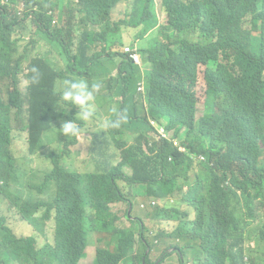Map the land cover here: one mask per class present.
Instances as JSON below:
<instances>
[{
  "label": "clouds",
  "instance_id": "1",
  "mask_svg": "<svg viewBox=\"0 0 264 264\" xmlns=\"http://www.w3.org/2000/svg\"><path fill=\"white\" fill-rule=\"evenodd\" d=\"M16 8L22 14L25 1ZM263 46L264 0H29V67L47 81L34 91L29 74V236L0 218L29 237V264H264V221L227 245L224 225L204 213L211 197L234 217L229 229L243 228L259 204L252 172L264 168V102L248 87L264 84V54L246 65L243 53ZM190 123L207 132L201 152ZM94 133L111 142L101 153ZM132 158L144 160L146 178ZM119 169L143 180L102 200L117 217L106 224L95 207L99 181ZM68 206L84 214L86 234L59 254L49 248L57 234L79 239L57 225Z\"/></svg>",
  "mask_w": 264,
  "mask_h": 264
},
{
  "label": "trees",
  "instance_id": "2",
  "mask_svg": "<svg viewBox=\"0 0 264 264\" xmlns=\"http://www.w3.org/2000/svg\"><path fill=\"white\" fill-rule=\"evenodd\" d=\"M19 1H25L26 5L22 14L16 8ZM242 45L247 47L248 39L246 42H242ZM259 50L261 51L260 54H255L253 51L243 53L246 65L253 62L258 65L256 60L264 54V46L259 47ZM31 65L32 67H29V0H9L8 4H3V1L0 0V196L6 202L7 196H15L14 204L7 202L8 208L11 209L14 205L28 222L29 196L26 193L29 191V168L24 163L29 160L24 158L23 165H20L18 163L20 161L19 158H16L17 156L15 157L14 155L13 146L15 141L21 137L24 130H28L29 132V74H31L32 79L34 76L36 77L34 91H40L47 83L44 73L42 74L44 69L36 71L34 67L40 66L35 63ZM41 75H43V79L37 83V79ZM22 86H25V89ZM248 88L250 96L261 99L264 102V84L252 85ZM158 110L153 112L154 116L160 117L165 115L162 110ZM35 120L41 125H48V123L50 125L51 123L47 116L45 118L37 116ZM170 124L173 125L171 120ZM189 133L194 135L193 143L196 151L193 153L201 152L202 135L207 134L206 130L200 131L197 126L190 123ZM92 140H94L93 153H101L107 143L111 145V142L100 133L92 134ZM27 143L21 150V156L23 157H29V135L27 136ZM36 147V141H32V149L34 150ZM217 147L215 146L214 149ZM132 161V166L135 170L142 173L144 178H146L147 169L144 167V160L132 158ZM191 166L192 161L184 160L182 169L188 171L191 169ZM263 171L264 168L261 164L259 168H255L252 172L257 177L259 176L258 180L254 182V196L259 199V204L255 210L252 208L249 210V220L246 221L243 228L229 229L228 227H231L234 217L231 218L226 203L217 201L211 197L205 198L204 213L212 216L217 222V226L224 225L220 227L221 238L223 242L226 240L227 245H230L234 237L240 236L253 224L264 221ZM61 178H63V175ZM142 180L143 177L139 173L130 174L119 169L115 172L113 179L103 178L102 181H99L100 192L95 207L99 212L100 220L106 224H112L117 218L108 209H102L103 199L115 197L117 195L116 188L120 189L125 195L135 182ZM67 185L68 183L61 185L58 195V198L61 200H67ZM16 191H20L21 194L17 195ZM60 203L72 204L69 201H62ZM68 210L72 214H60L57 225L59 227L60 224L62 228L73 233H78L75 238L79 239L68 244L57 234L55 246H49V248L59 254H65V247L70 249L78 248L81 238L85 239L84 214L79 210L77 216V210L70 206H68ZM125 216L130 222H135L129 216L128 211L125 213ZM6 217L7 214L4 213L2 219L5 220ZM262 230L264 231V225ZM117 236L119 239L130 243V240L126 238L125 229H119ZM43 247V252H48L47 246ZM125 247V243L120 246L121 253H125ZM11 262L29 264V237H17L8 226L0 223V264H11Z\"/></svg>",
  "mask_w": 264,
  "mask_h": 264
},
{
  "label": "rangeland",
  "instance_id": "3",
  "mask_svg": "<svg viewBox=\"0 0 264 264\" xmlns=\"http://www.w3.org/2000/svg\"><path fill=\"white\" fill-rule=\"evenodd\" d=\"M22 7H23V4H21V8ZM22 88L25 89V86H22ZM28 135H29L28 130H24L23 135L15 141L14 146H13L14 153L17 156V158H19L20 162H23L24 158L29 160V157L21 156V150L24 148L25 144H28L27 143V136ZM85 147H86V142L84 141L82 143V145L80 146V148L84 149ZM24 165L27 168H29V161L24 163ZM16 194L20 195L21 192L16 191ZM26 195L29 196V191H27ZM7 202L14 204L15 203V196H7ZM7 202L4 201L2 196H0V218L3 217L4 213H6L7 214V217L5 218L6 224H8L10 227H12V229L14 230V232H16V234L29 236V223H27L26 221H23V217H22L20 211L14 205L12 206L11 209H9ZM113 210H115L116 212H118L122 216V219L119 220L117 224L119 226H125V224L127 223V220L125 218H123L125 206L120 205V204H116V205H113ZM93 238H94L93 236L90 237V239H93ZM95 248H96V246L90 245L89 255L95 256V251L93 250ZM158 255L159 254L155 253L153 256L155 258ZM168 261L169 260L167 259L163 264H168Z\"/></svg>",
  "mask_w": 264,
  "mask_h": 264
}]
</instances>
